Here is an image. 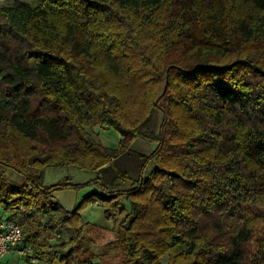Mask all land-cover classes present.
<instances>
[{
    "label": "trees",
    "instance_id": "obj_1",
    "mask_svg": "<svg viewBox=\"0 0 264 264\" xmlns=\"http://www.w3.org/2000/svg\"><path fill=\"white\" fill-rule=\"evenodd\" d=\"M137 138L154 149L132 151ZM129 155L135 168H117ZM68 166L97 187L72 211L53 192L84 185L44 184ZM92 203L112 222L96 253ZM245 205L264 207V0L0 5V218L36 260L5 264H248Z\"/></svg>",
    "mask_w": 264,
    "mask_h": 264
},
{
    "label": "rangeland",
    "instance_id": "obj_2",
    "mask_svg": "<svg viewBox=\"0 0 264 264\" xmlns=\"http://www.w3.org/2000/svg\"><path fill=\"white\" fill-rule=\"evenodd\" d=\"M15 0H0L1 4H12ZM28 1L29 0H24ZM86 131L93 136V138L97 141H100L104 146L110 147V148H116L119 140V134L113 130L108 128L107 126H98L91 129H86ZM155 147L154 143L147 142L146 140L137 138L134 140V142L131 145V150L137 153L141 154H149ZM136 157L133 155L129 156H122L116 163L117 168L120 170H132L135 168V165L137 163ZM151 169V167L148 168L147 172ZM5 173L10 176L12 179H18V177L14 174H12L9 170H4ZM94 176L92 174H88L82 171H79L71 166L63 167V168H52L47 169L44 174V184L45 185H51L57 182H60L64 179H69L70 182L76 183V184H86L90 182ZM127 186V185H126ZM97 191L96 186L91 185H84L83 187H80L77 189V204L80 203V200L93 192ZM93 207L98 206L96 203H92ZM244 213L248 215L249 217H252L254 220V236L252 240L247 245L248 250V264H259L258 260L253 259V254L256 251L257 248V242L262 238V231H261V225L256 221L257 217L260 215H264V207H254L252 205H245L242 207ZM81 217L84 222H90L94 223L96 221L95 219L100 216V209H94L90 206H84L81 210ZM113 239L112 231H104L102 234V238L99 240L97 244H93L91 246V250L96 253L103 250V245L107 243L108 241H111ZM57 244V243H56ZM53 246H55L53 244ZM19 257L14 255L13 253H9L5 258L3 259L1 264H5L8 260H15L16 263H18Z\"/></svg>",
    "mask_w": 264,
    "mask_h": 264
},
{
    "label": "built area",
    "instance_id": "obj_3",
    "mask_svg": "<svg viewBox=\"0 0 264 264\" xmlns=\"http://www.w3.org/2000/svg\"><path fill=\"white\" fill-rule=\"evenodd\" d=\"M21 239L22 232L15 222L0 218V264L9 253H14L31 263L36 262L29 247H19Z\"/></svg>",
    "mask_w": 264,
    "mask_h": 264
},
{
    "label": "crops",
    "instance_id": "obj_4",
    "mask_svg": "<svg viewBox=\"0 0 264 264\" xmlns=\"http://www.w3.org/2000/svg\"><path fill=\"white\" fill-rule=\"evenodd\" d=\"M53 196L55 198V200L66 210L68 211H72L77 205V194L74 191H70V190H62V191H55L53 192ZM94 209H100L99 207H93L92 204L88 205ZM101 213L100 216L97 217L94 221V225L99 226L102 231H110L112 229V222L111 221H107L104 218L103 212L100 209ZM81 214V213H80ZM90 223V222H88Z\"/></svg>",
    "mask_w": 264,
    "mask_h": 264
}]
</instances>
